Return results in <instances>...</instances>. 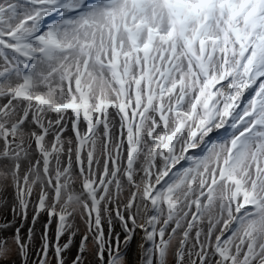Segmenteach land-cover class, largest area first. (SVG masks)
Listing matches in <instances>:
<instances>
[{
  "label": "snow or ice",
  "instance_id": "6c2138e0",
  "mask_svg": "<svg viewBox=\"0 0 264 264\" xmlns=\"http://www.w3.org/2000/svg\"><path fill=\"white\" fill-rule=\"evenodd\" d=\"M0 264H264V0H0Z\"/></svg>",
  "mask_w": 264,
  "mask_h": 264
}]
</instances>
